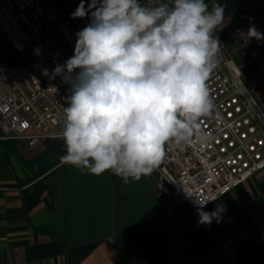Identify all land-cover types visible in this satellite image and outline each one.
I'll return each instance as SVG.
<instances>
[{
	"label": "clouds",
	"instance_id": "obj_1",
	"mask_svg": "<svg viewBox=\"0 0 264 264\" xmlns=\"http://www.w3.org/2000/svg\"><path fill=\"white\" fill-rule=\"evenodd\" d=\"M224 13L205 0H81L72 18L90 14L91 22L76 33L74 55L52 70L70 93L62 161L128 183L151 175L169 143H210L200 121L214 109L207 81L220 62L214 31ZM245 35L264 40L254 24ZM210 201H193L198 224L220 222L221 205L204 211Z\"/></svg>",
	"mask_w": 264,
	"mask_h": 264
},
{
	"label": "crops",
	"instance_id": "obj_2",
	"mask_svg": "<svg viewBox=\"0 0 264 264\" xmlns=\"http://www.w3.org/2000/svg\"><path fill=\"white\" fill-rule=\"evenodd\" d=\"M205 2L224 6L214 36L264 108V40L245 35L251 24L264 33V0ZM32 148L39 153L32 169L45 172L28 184L18 175L0 181V264H202L204 231L159 191L157 173L125 183L111 171L94 175L65 164L64 140ZM217 205L224 210L211 223L216 231L241 249L264 240V170L207 212ZM194 242L202 248L193 254Z\"/></svg>",
	"mask_w": 264,
	"mask_h": 264
},
{
	"label": "built area",
	"instance_id": "obj_3",
	"mask_svg": "<svg viewBox=\"0 0 264 264\" xmlns=\"http://www.w3.org/2000/svg\"><path fill=\"white\" fill-rule=\"evenodd\" d=\"M90 2L84 0L85 6ZM80 3L0 0V28L17 51L13 55L0 50V139L18 140L30 148L63 140L62 111L69 85L59 76L53 78L52 70L74 55L76 33L91 22L90 14L72 18ZM219 61L207 81L214 109L200 121L214 139L208 144H167L154 172L159 191L187 206L196 226L206 233L202 264H242L239 244L211 225L198 224L193 203L196 197L212 200L204 208L207 212L214 201L264 170V108L222 48Z\"/></svg>",
	"mask_w": 264,
	"mask_h": 264
},
{
	"label": "rangeland",
	"instance_id": "obj_4",
	"mask_svg": "<svg viewBox=\"0 0 264 264\" xmlns=\"http://www.w3.org/2000/svg\"><path fill=\"white\" fill-rule=\"evenodd\" d=\"M0 50L3 52H8L1 47H0ZM16 141H17L16 146L18 149V156L13 155L11 157V159H9L10 164L14 168L15 174L18 176H22V179H21L22 181L28 180L30 178H33V180L37 179L38 176H40L41 174H43L45 172L43 169V171H41V173L37 174L36 171L32 169V164L35 163L34 161L39 160V158H38L39 153L34 152L35 148H29L25 143L20 142L18 140H16ZM58 141H61V140H58ZM47 146L48 145H46V147ZM45 170H46V168H45ZM176 206H177L176 207L177 209H181L180 210L181 214H183V216L185 218L186 217L188 218L187 223L190 226H192L193 228H196L195 227L196 224L194 223V221L191 217V214L188 211L189 210L188 207L185 205H179V204H177ZM201 238H203L204 246L206 247V243H207L206 242V240H207L206 233H202ZM236 243L238 244L237 241H236ZM190 248H191V252L194 254V253H198L202 247H201V244L199 242H197V243L194 242L193 244L190 245ZM205 254H206V250H205ZM204 258H205V256H204Z\"/></svg>",
	"mask_w": 264,
	"mask_h": 264
},
{
	"label": "trees",
	"instance_id": "obj_5",
	"mask_svg": "<svg viewBox=\"0 0 264 264\" xmlns=\"http://www.w3.org/2000/svg\"><path fill=\"white\" fill-rule=\"evenodd\" d=\"M1 134L2 132L0 130V136ZM16 143V140L0 139V181L12 180L17 177L12 172L9 161L13 155L18 156ZM32 181L33 178H30L22 181V183L28 184ZM239 260L242 264H264V240L245 249H241Z\"/></svg>",
	"mask_w": 264,
	"mask_h": 264
},
{
	"label": "water",
	"instance_id": "obj_6",
	"mask_svg": "<svg viewBox=\"0 0 264 264\" xmlns=\"http://www.w3.org/2000/svg\"><path fill=\"white\" fill-rule=\"evenodd\" d=\"M0 47L3 48L4 50L8 51L9 53L13 54V55L17 54L16 49L11 44V42L9 41V39L7 38V36L2 31L1 28H0ZM10 167H11L12 172L15 173L14 168L11 164H10Z\"/></svg>",
	"mask_w": 264,
	"mask_h": 264
}]
</instances>
